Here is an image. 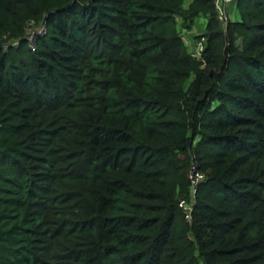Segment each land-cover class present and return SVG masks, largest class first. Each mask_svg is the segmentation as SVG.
Wrapping results in <instances>:
<instances>
[{
	"label": "trees",
	"instance_id": "16d2710c",
	"mask_svg": "<svg viewBox=\"0 0 264 264\" xmlns=\"http://www.w3.org/2000/svg\"><path fill=\"white\" fill-rule=\"evenodd\" d=\"M232 2L0 0V264H264V0Z\"/></svg>",
	"mask_w": 264,
	"mask_h": 264
},
{
	"label": "built area",
	"instance_id": "2783aa9c",
	"mask_svg": "<svg viewBox=\"0 0 264 264\" xmlns=\"http://www.w3.org/2000/svg\"><path fill=\"white\" fill-rule=\"evenodd\" d=\"M216 6L217 9V18L218 20L225 26L229 20V12H228V5L231 1L233 0H212ZM33 22L30 21L28 24V30H27V34H26V39L28 42V45L31 49H35L36 48V36L37 35H43L46 33V27L43 25H39V26H32ZM196 52L200 53V51L202 50V46L201 43L198 42L197 46H196ZM204 176V173L199 171L197 169V165L196 162H193L190 169H189V177L191 179V184H190V189H191V201L187 202L185 200H181V205L184 207L185 210L190 211L191 210V202L192 200L194 201L195 199V190L197 187V184L199 182V180H201ZM189 215V214H188Z\"/></svg>",
	"mask_w": 264,
	"mask_h": 264
},
{
	"label": "rangeland",
	"instance_id": "374dc122",
	"mask_svg": "<svg viewBox=\"0 0 264 264\" xmlns=\"http://www.w3.org/2000/svg\"><path fill=\"white\" fill-rule=\"evenodd\" d=\"M229 18L234 20L236 15V3L232 2L228 7ZM205 20L202 16L195 18L193 26L190 29L180 28L181 34L184 36L188 50H191L194 47L193 36L195 34L201 33L204 29Z\"/></svg>",
	"mask_w": 264,
	"mask_h": 264
}]
</instances>
